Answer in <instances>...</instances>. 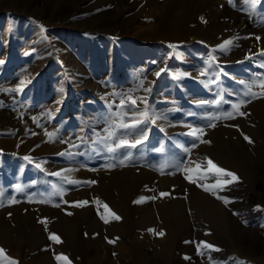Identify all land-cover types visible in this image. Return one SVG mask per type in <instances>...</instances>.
Returning a JSON list of instances; mask_svg holds the SVG:
<instances>
[{
  "label": "rangeland",
  "instance_id": "rangeland-1",
  "mask_svg": "<svg viewBox=\"0 0 264 264\" xmlns=\"http://www.w3.org/2000/svg\"><path fill=\"white\" fill-rule=\"evenodd\" d=\"M104 1L95 5L94 0H0V201L3 205L18 200L44 204L70 199V208H81L76 205L87 199L86 195L71 200L65 191L67 187L72 190L78 186L68 183L71 180L68 175L77 177L78 172H62L60 164L85 167L91 172L103 173L107 178L119 173L118 188L114 187L117 190L124 181L131 182L141 169L152 176V180H148L150 176L144 174L142 179L149 181L144 185L152 183V187L144 191L150 192V201L146 203L151 202L154 206L157 219L152 224L130 227L128 217L133 197L127 205L120 204L116 209L102 193L90 196L88 199L102 211L98 220L105 223L101 219L103 216L108 220L106 225L116 222L121 230L118 240L112 234L106 242L94 222L87 217L75 219L80 224H76L79 230H84L88 244L86 251H91L88 253L90 264H95L92 250L97 244L101 246V264H136L139 253L150 255L156 249L161 250L155 240L166 239L164 233L159 235L162 222L173 228L175 243L185 246L175 244L171 247L168 254L171 264L175 260L177 264H238L239 261L264 264V232L248 234V249H237L233 239L238 234L221 223L195 215L199 212L188 204L184 207L187 222L179 236L175 232L177 219L168 217L173 212L172 206L162 202L174 188L180 189L176 193L186 201L187 186H191L193 192L199 191L196 182L191 184L185 179L186 175H191L186 171L187 167L201 165L203 159L204 162L214 159L221 143L210 134L220 126L231 127L228 124L231 119L210 117L223 112H232L236 116L232 104L241 99H257L244 96L246 84L253 85L252 91L257 97L261 95L256 88L264 81V0L213 2L214 8L219 10L212 21V32L217 39L225 32L224 42H231L225 46L233 49L251 39L248 53L234 61L222 60L217 52L218 44L207 43L204 28L198 30L196 22L208 26L209 21L208 13L202 8L190 15H182V19L188 21L185 35L178 40L166 32L162 23L167 18L172 19L173 4L169 0H159L156 8L151 7L148 0H111L109 4ZM110 8L119 13L111 23V15L102 14ZM122 19L126 24L121 22ZM66 50L69 58L80 61L78 67L72 68L64 59ZM241 64H246L249 69L245 75L240 70ZM241 73L244 78H237ZM129 98L136 100L134 106ZM121 101L125 102V107H121ZM145 109L149 118L138 128L119 127L142 119L140 114ZM241 109L242 106L239 111ZM159 120L163 123L159 124ZM109 131H115L116 136L104 140ZM182 131L186 132L184 137H181ZM224 132V139L235 136L229 131ZM204 135L207 142L200 138ZM121 138H126L129 143H135L137 139L141 142L135 148L125 146L109 152L108 147H114ZM180 139L182 142L178 145ZM7 140L12 141L11 144H7ZM205 144L206 149H203ZM121 160L125 161L124 165L120 164ZM195 160L200 161L196 163ZM79 184L91 189L95 182ZM224 185L230 187V184ZM10 186L14 187L11 189ZM256 190L255 185L245 188L243 195L248 196ZM162 192L167 195L161 196ZM157 193L159 198H156ZM223 198L229 199L227 206L232 204L229 194ZM246 203L248 209L253 210V203ZM105 205L111 213L116 211L114 214L120 219H113ZM161 211L165 213L159 216ZM235 224L251 229L264 224V219L244 224L239 218ZM11 225L15 230L23 227L17 222H11ZM119 240L125 244L130 241L131 254L127 248L125 251L116 247ZM8 241L13 250L4 256L7 263L21 255L29 260L33 251L24 247L18 249L19 241L14 234ZM57 255L56 251H50L52 260L60 264L63 260L58 261ZM62 256L67 257V264H86L79 252L66 251ZM27 260H23V264H27ZM150 261L152 264L153 259Z\"/></svg>",
  "mask_w": 264,
  "mask_h": 264
},
{
  "label": "bare ground",
  "instance_id": "bare-ground-1",
  "mask_svg": "<svg viewBox=\"0 0 264 264\" xmlns=\"http://www.w3.org/2000/svg\"><path fill=\"white\" fill-rule=\"evenodd\" d=\"M94 1L95 2L93 4L99 5L104 0H94ZM107 1L108 4L109 2H111V0H107ZM169 1L173 4L172 19L167 18L162 23L164 27H166V32L171 36H175L176 39L180 40L181 37L185 35L184 29L188 21L186 19H182V15H190V13H193L196 9L202 8V11L204 13H208V17H209V21L207 23L208 26L203 25L200 22H196L197 28L198 30L204 28L202 31L207 43L212 45L218 44V46H216L218 49L217 52L219 55H221L222 60H226V59L230 61L238 60V58L243 57L245 54L248 53V48L251 39L242 41L238 47L235 46L236 47L235 49L231 48V46L230 48L226 46L224 48L220 47L221 45H224V38L226 37V33L223 32L222 38L217 39L212 32L213 30L212 21L213 19L215 20L217 18V15L219 14V10H217L213 6L214 0H169ZM158 2L159 0H148V3L151 5V7H155V4H157ZM117 4H120V1H117ZM117 6L120 7V5ZM208 7L210 8V10H208ZM105 13L111 15V19L109 21L110 23L113 22L115 17L119 14L116 13L112 8L102 12V14ZM121 22L126 24L124 19H122ZM64 59L68 61V64L72 68L78 67L80 62L73 58H69L68 50L65 51ZM240 70L244 74L249 69L247 70L246 64H241ZM242 73L237 78L243 79L245 74L243 75ZM229 74L234 75L231 72H229ZM235 76L236 74L234 75V77ZM256 89L262 92V89L260 87ZM240 112L245 113V115H239V114H236V116L233 115L234 118L228 121V124H230L231 126L230 128L220 126V128H218L217 130H215V132L213 131L210 134L213 135L218 140L219 143H221L220 149H217V153H216L217 155L215 156L214 159H210V160L213 161L218 167H221L231 173H234L240 176V178L236 176L237 179L232 180V177H227V176L220 177L217 176V174L215 173L207 172V160L206 162H204V159L203 162H200L201 168L199 172L188 171L192 175L195 182L199 185H212L216 183L217 180H219L222 184V187L214 190L216 191L217 195L221 197H223L225 194H229V196H231L232 198V204L229 206L227 205L225 206L221 200L217 199L209 192H205L203 188L200 186H198L199 191H197L196 189L195 190L196 192H193V190H191L192 188L191 186H190L191 188L187 186L188 189L187 188L185 189L188 190L189 192L188 194L185 193L187 190L183 188L185 186L182 187L183 190L185 191L184 194H187L188 197L187 201L184 198H180L179 194H177L179 192H177L176 190H180V189L174 188L175 190L173 189L174 191L172 190L170 192V196L168 197V199H165L164 201L162 200V202H165L163 204L167 206L170 205L172 206L173 212L170 213L168 217L170 219H177L176 220L177 226L175 228L176 230L175 232L176 234H179V236L181 235L182 227L187 222V214L184 207L189 204L190 206L193 207V209L199 212L195 215H199L201 217L210 219L214 222L221 223L225 225L229 229V231H233L235 235L238 234L237 236L233 235L235 236V238L233 239L234 240L233 246L237 249L244 251L247 250L249 247V245L246 242L249 240L247 239L249 236L248 234H257V232H264V224H260L259 226L251 229L240 228L238 227V225L235 224L236 222L238 223L239 218L244 221V224H248L250 222H256L258 220L264 219V96L260 95L257 99L250 100V102L245 103V105L243 104ZM162 123H163L162 120H159V124ZM224 131H229L230 133L235 134V136H233V138L227 137L228 139L226 138L224 139L222 138L223 134L225 133ZM184 133L186 132L182 131L180 133L181 137H184L183 136ZM245 136H247L252 142L249 143L248 140L244 138ZM200 138L203 141H206L205 135L204 137L201 136ZM11 142L12 141L9 140L7 144L9 143L11 144ZM181 142L182 140L180 142L178 141V145H181ZM206 145L207 144L204 145L203 149H206ZM188 154H189L188 158H190L191 157L190 152H188ZM198 161H196V163ZM192 165L193 164H191L190 166ZM60 167H61L60 171L62 172L69 173V172H73V170H76L78 172L76 174L77 177H74L72 174L68 175V179L78 182V183H74L76 186L77 185L79 186L80 185L79 183H88L91 180L95 182V184L91 189L86 188L84 186H79V187L77 186L72 190H70V188L68 187L67 189H65L66 194L70 195L71 200L78 199L80 196L82 197V195H86L87 199L84 200L86 203L83 204L81 208H75V209L69 207L70 199L69 200L66 199L64 201L61 200L59 203L46 202L43 204L40 202L39 203L35 202L33 200L32 201L18 200L15 202L11 201L9 203L4 204L0 208L1 211L0 212V250H2V253H0V264H23V260H27V256L22 257L21 255L17 260L12 261L11 263H7V260L4 256H6L9 251L13 250L12 245L8 241V239L11 237V234H14L17 240L19 241V244H17L18 249L21 250L24 247L27 251L29 250L33 251V253L30 252V258L29 260H27V264H56L52 260V257L50 256V251H56L57 253H59V255H62L66 251L68 252L76 251L84 256L83 260L85 261L86 264H90L89 254L91 253V251L90 252L86 251L88 244L85 242L84 239L85 237L84 236L85 233L83 232L84 230L82 231L81 229L79 230V227H77L76 225L79 223H76L75 219L79 221L87 217L90 222H94L97 226L96 229L98 230L99 235L103 237L102 239H104V237L105 239L108 237L110 238L112 234L114 237L116 236L115 239H117V236L121 237L119 236L121 234V230L118 227V225L120 224L116 222H111L110 224H108L110 226H108L105 223H101L98 220V218L102 214V211L99 209V207H95L93 201H90V199H88L92 195L99 196V193H102L103 196H106L105 197L107 198L106 200L109 201L112 207L116 209L117 206L120 207V204L127 205L128 200L131 197H133L132 206L130 205L129 217H128L130 227L139 226L142 223L152 224L157 219L154 206L151 204V202L146 203V201H150L149 200L150 192L149 190L144 191L145 189L152 187L150 186L152 183L150 185L149 184L144 185V183H146L149 179H151L152 176L148 175L147 173L145 174L143 170L139 169L133 176L131 182L124 181L122 185L119 184V186L121 185L120 186L121 188L117 190L116 188H118L117 185L119 183V181H117V177L119 173H115V174L113 173L107 178L103 173L101 174L97 172L94 173L85 167L76 168L74 166L66 165L65 163L60 164ZM187 168L193 169L195 168V166L192 167L188 166ZM144 174L146 176H150L147 178L148 179L147 181L146 179L145 180L142 179ZM160 179H162V181L167 180V178H160ZM224 181H231V183H227L230 184L229 188L224 187L225 186L224 185L225 183H223ZM190 183L194 184L193 182ZM253 185L256 186L257 189L256 192H252L250 195L244 196L243 195L244 189L248 187L253 188ZM13 187L14 186H10L11 189ZM115 189L117 191H114ZM225 189L229 190L228 191L229 193L225 191ZM194 195H196L197 198ZM184 196L186 197V195ZM159 197L160 195L157 193L156 198ZM249 201L253 203V210L248 209V205L246 202ZM142 202L145 203L141 204V206H137V204ZM83 212H86L84 213L86 214L85 216L82 215ZM161 212L162 213H160L159 216H162V214L165 213L163 211ZM226 218L229 221H227ZM11 222L14 223L17 222L19 224H22L23 227H20L18 230H15L14 227L12 228L13 225H11ZM157 222H159V220L156 221V223ZM86 224H88V222ZM160 225H161L160 226L161 231L159 229V232H163L166 235V239L161 242H157V240H155V244L156 243L157 245L160 244L161 250L156 249L155 252L152 253L154 255L153 258L151 256L152 254L146 255V253L144 254L139 253V257H137L138 259L136 264H151L150 261L151 259H153L152 264H171L170 257L168 256L171 247L173 248L176 245L179 247H185L184 244H178L177 242L175 243L176 239L173 236L174 235L173 228H170L164 222H162ZM239 225L241 226L242 224L239 223ZM251 230L254 231L251 232ZM129 233L130 235H132L133 230L131 229ZM51 234H54L57 237H59L60 242H56L53 240H50L48 242L47 238H49ZM98 245L99 244H97L96 247L92 250V253H94L95 255L94 258L95 264H101V260L99 257L101 252L100 249L101 246L98 247ZM138 246L140 247V245ZM116 247L118 249L120 248L121 250L127 248L130 254L132 253L130 241H128L125 244L119 240V242L116 243ZM134 254L135 256H137L138 255L137 251L134 252ZM160 254L161 257H159ZM126 255L128 256V254ZM262 261L264 262V253L262 254ZM62 262L60 264H62ZM175 262H177L176 260L173 263L177 264Z\"/></svg>",
  "mask_w": 264,
  "mask_h": 264
},
{
  "label": "snow or ice",
  "instance_id": "snow-or-ice-1",
  "mask_svg": "<svg viewBox=\"0 0 264 264\" xmlns=\"http://www.w3.org/2000/svg\"><path fill=\"white\" fill-rule=\"evenodd\" d=\"M250 0H245V3H249ZM252 3L255 2V0H251ZM259 39V38H257ZM231 42L230 41H225L224 42V45H221L220 47L221 48H224L225 45H228L230 44ZM169 47H175L174 45H169ZM163 71V70H162ZM157 75H159V73H157ZM245 87L247 88V91L244 92V96H251L252 99H255V98H258L257 97V94L254 93L252 91V87L253 85L252 84H246ZM259 87L262 89V92H261V95L264 96V81H262L260 84H259ZM146 91H149V89H146ZM130 99V103L131 105H135L136 104V100L135 99H132V98H129ZM246 102H250V101H245L243 99H241L239 101V103H234L232 104V109L239 115H245V113L243 112H240L239 109L240 107L246 103ZM121 107H125V102L124 101H121ZM142 119H136L132 124H121L119 127L120 128H124V129H136L138 128V126L144 122L147 121V119L149 118L148 116V112H147V109H145V111L143 113L140 114ZM234 118L233 116V113L232 112H223L221 113L220 115L218 116H215V117H210V119H216V120H219V119H232ZM210 126H214V125H210ZM195 131H199V130H194ZM190 135L194 134V133H189ZM146 133H144V136L146 137ZM116 136V132L115 131H109L108 132V136L104 138V140H107L109 138H112ZM197 139H199V137H196ZM246 140H248L249 143H251L252 141L247 137L245 136L244 137ZM103 142V141H101ZM141 141L140 139H137L135 141V143H129V141L126 139V138H121L119 139V143H116L114 145V147H108V151L109 152H115L117 148H120V147H130V148H135L137 144H139ZM207 142V141H205ZM25 159H29L28 157H25ZM125 161L124 160H121L120 161V164L121 165H124ZM109 167H112V165H109ZM200 168L201 166L199 164L196 165L195 168L193 169H187L186 171H189V172H199L200 171ZM207 172L209 173H215L217 174V176H220V177H223V176H227V177H232V180H236L237 177L235 176L234 173H231L221 167H218L213 161H211L210 159L207 160ZM54 175H59V173H54ZM185 179L189 180V182H195L193 180V177L191 175H186L185 176ZM68 183H78L77 181H73V180H69ZM88 183H94V181L92 182H88ZM223 183L227 184V183H231V181H224ZM198 186L202 187L203 190L205 192H209L210 194H212L213 196H215L217 199H221L224 201V203L227 205L229 203V201L221 196H218L216 191L214 189H217V188H220L222 187V184L219 180H217L216 183L212 184V185H199ZM18 190H19V186H18ZM164 195H167L166 193H161V196H164ZM143 199V198H142ZM15 202V201H13ZM139 202V201H137ZM86 202L85 201H81L79 202L76 206H82L83 204H85ZM97 203H99V201H97ZM0 206H3V203L2 201H0ZM105 209L106 211H108V214L113 218V219H120L118 216H116L114 213H111L110 210L107 209V206L105 205ZM101 219L104 220L105 223H108V220L105 218V217H101ZM149 231H153L152 229H149ZM159 235H163V232L159 233ZM51 240L53 241H56V242H60L59 241V237H57L56 235L54 234H51L50 237H49ZM109 243H113V241H109ZM205 247H212L211 245H205ZM0 253H2V250H0ZM187 258V257H186ZM56 259L58 261H65V264H67V257L65 256H62V255H57L56 256ZM238 264H244L243 261H239Z\"/></svg>",
  "mask_w": 264,
  "mask_h": 264
}]
</instances>
